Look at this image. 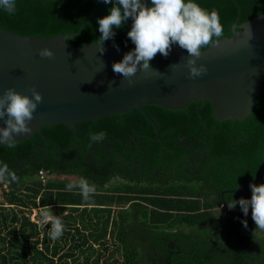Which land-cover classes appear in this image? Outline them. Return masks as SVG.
<instances>
[{
	"label": "trees",
	"instance_id": "obj_1",
	"mask_svg": "<svg viewBox=\"0 0 264 264\" xmlns=\"http://www.w3.org/2000/svg\"><path fill=\"white\" fill-rule=\"evenodd\" d=\"M193 2L208 12L218 11L223 37L231 36L233 25L264 14V0ZM112 7L101 0H16L14 15L0 9V28L43 39L77 33L67 43L79 47L97 42L102 35L97 21L109 15ZM131 27V18L122 27H113L114 37L104 44L134 50L127 36ZM149 63L158 70L168 62L157 53ZM144 110L156 124L159 139L137 109L76 125L77 135L83 134L86 140L100 132L115 140L116 154L104 177L81 155L68 153L73 131L63 124L42 127L14 148L0 147V166L6 163L19 178L14 183L3 181L6 189L0 193V264H146L145 242L161 235L176 240L180 248L172 264H185L192 258L185 252L191 243L203 250L240 247L210 209L221 191H231V201L250 200L249 185L264 184V175L250 183L264 173V78L254 108L243 121H217L210 102L201 100L182 110L155 105ZM133 159L140 162L138 175L132 171ZM41 170L46 172L45 182L38 179ZM122 171L128 182L112 179ZM58 174L67 178L61 180ZM81 177L95 186L88 201L78 188L66 190L68 183ZM45 206L64 226L56 240L47 235L51 223L48 228L31 223L32 238L28 227L20 228L22 215L30 223L31 211ZM233 210L239 213L233 229L241 237L246 232V247L255 248L264 258V230L257 229L251 207L247 216L239 204ZM240 248V254H246ZM238 261L249 260L240 256Z\"/></svg>",
	"mask_w": 264,
	"mask_h": 264
},
{
	"label": "water",
	"instance_id": "obj_2",
	"mask_svg": "<svg viewBox=\"0 0 264 264\" xmlns=\"http://www.w3.org/2000/svg\"><path fill=\"white\" fill-rule=\"evenodd\" d=\"M141 2L150 7L148 0ZM75 35L77 33H67L43 39L20 36L0 28V95L12 88L31 98L29 89L35 87L43 97L28 124L32 131L15 136L16 143L29 139L42 127L57 124L70 127L76 136L78 123L132 109L144 115L159 138L156 124L146 114L144 106L155 105L174 111L199 100L210 102L212 117L217 121H243L254 108L264 78V14L233 25L230 37H223L217 44L202 50L197 64H204L208 72L195 80L186 78L187 51L175 44L165 67L157 72L155 69L138 71L129 87L127 80L112 69L127 51L104 44L101 53L95 43L74 47L67 39ZM43 48L50 49L53 58H41L39 51ZM3 126L0 121V127ZM23 227L30 229L32 238L34 226L27 222L25 215L21 216L20 228Z\"/></svg>",
	"mask_w": 264,
	"mask_h": 264
},
{
	"label": "clouds",
	"instance_id": "obj_3",
	"mask_svg": "<svg viewBox=\"0 0 264 264\" xmlns=\"http://www.w3.org/2000/svg\"><path fill=\"white\" fill-rule=\"evenodd\" d=\"M104 4H113L110 14L98 19L99 32L102 34L95 43L99 51L104 52V43L115 35L113 27L120 28L129 18L132 19L131 30L128 38L135 45L134 50L126 53L122 61L112 65L113 72L121 75L131 87L134 81L131 79L138 71L147 72L153 70L149 63L157 53L167 58L172 45L178 44L185 49L188 58L185 67L188 69L187 79L195 80L207 75L208 69L204 64H197L202 55V49L215 45L224 36V28L220 23L218 11L213 9L208 12L202 9L193 0H150L152 7H146L141 0H101ZM0 9L9 15L16 12V0H0ZM123 10V12L121 11ZM251 29H249V36ZM215 37V39H213ZM41 58L51 59L54 53L43 48L39 51ZM178 67V65H172ZM157 72V70H155ZM114 83V82H113ZM28 95H21L9 88L0 95V144L9 148L16 146L15 136L25 135L32 131L28 126L33 119V113L38 105L43 102L42 95L35 87L29 89ZM105 133H91V142H100L105 138ZM15 172L4 163L0 166V181L14 183L18 181ZM252 195L250 200L240 199L229 202V209L239 204L243 214L248 215L251 207V217L257 229L264 230V184L249 185ZM78 188L84 201L90 199V194L95 191V186L81 177L77 182L68 183L67 191ZM40 217L39 223L46 225L51 223V230L47 233L49 239L56 240L63 234L64 226L60 217L54 216L49 206L34 209ZM244 226L247 227L246 221Z\"/></svg>",
	"mask_w": 264,
	"mask_h": 264
},
{
	"label": "flooded vegetation",
	"instance_id": "obj_4",
	"mask_svg": "<svg viewBox=\"0 0 264 264\" xmlns=\"http://www.w3.org/2000/svg\"><path fill=\"white\" fill-rule=\"evenodd\" d=\"M77 128V127H76ZM78 134V129H77ZM73 136V140L71 144L68 146L70 151L68 153H73V155L82 156L83 161L88 164L92 165V169H94L101 177L107 174V167H111L113 163V156L116 153L114 149L116 148L115 140L110 136L103 139L100 142H91V139L86 140L83 134ZM159 139V138H157ZM52 151H55L54 149ZM123 153H119V157H122ZM54 157H57L55 154ZM133 167L132 171L138 175L137 169L140 167V162L136 159H133ZM60 165L63 166L64 163L62 160L59 161ZM123 164V162H122ZM124 168V165H123ZM124 171V170H123ZM123 171L115 175L113 180H118L120 182L126 183L128 180L123 177ZM160 169H156L158 173ZM72 177V176H71ZM74 177V176H73ZM57 178L63 180L67 178L65 174H58ZM111 180L104 184V188H108L110 185ZM231 191H221L218 194V199L214 202V208H211V212L216 215L217 219H221L224 226L232 233L235 238V241L239 244L240 247L243 248L246 254H240L241 248H233L232 250L223 249L219 247H210L206 250L200 248L197 243H191L187 251L189 257H192L189 261L185 264H264V258L261 257L258 250L255 248H251L250 250L246 247L245 237L247 236L246 232H243V236H239L237 231L233 229L232 225L234 223L237 224L238 222V215L233 209H229L228 204L231 201L229 194ZM228 195L227 197H225ZM209 210V211H210ZM233 212L229 218L230 212ZM229 218V219H228ZM234 232L237 236H235ZM242 240L241 243L238 242L239 239ZM154 241L152 242H145L146 251L144 252L146 264H172V257L173 254L179 256V246L176 244V240H170L164 235L159 237L153 238ZM153 244V245H152ZM111 248L112 246L109 245ZM108 247V248H109ZM113 249V248H111ZM242 250V251H243ZM240 256L243 258L248 257V262L243 261L239 262ZM229 257V258H228ZM225 258V259H223ZM258 258V261H256ZM226 260V261H224Z\"/></svg>",
	"mask_w": 264,
	"mask_h": 264
},
{
	"label": "built area",
	"instance_id": "obj_5",
	"mask_svg": "<svg viewBox=\"0 0 264 264\" xmlns=\"http://www.w3.org/2000/svg\"><path fill=\"white\" fill-rule=\"evenodd\" d=\"M38 179L41 181V182H45L46 180V172L45 171H39L38 172ZM6 189V185L4 184L3 181H0V193L2 192V190H5ZM29 222L30 223H34V224H37V225H40L41 223H39V218H38V214L34 212V209L31 211V214L29 215Z\"/></svg>",
	"mask_w": 264,
	"mask_h": 264
}]
</instances>
